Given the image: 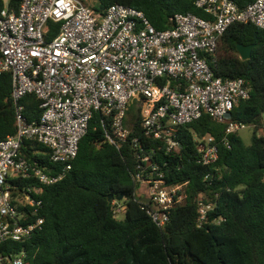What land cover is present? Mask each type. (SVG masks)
I'll return each instance as SVG.
<instances>
[{
  "label": "built area",
  "instance_id": "1",
  "mask_svg": "<svg viewBox=\"0 0 264 264\" xmlns=\"http://www.w3.org/2000/svg\"><path fill=\"white\" fill-rule=\"evenodd\" d=\"M193 2L205 16L178 12L166 29H157L142 10L121 3L100 11L82 0H21L15 12L4 2L0 76L11 73L17 130L0 139V244L25 242L43 228L42 186L58 182L72 167L95 112L101 113L104 124L110 117L106 137L117 145L132 133L125 111L132 99L137 100L144 136L162 142L167 154L183 148L177 128L203 113L226 124L221 143L228 147L229 134L246 127L231 120V112L249 98L250 87L242 77L216 75L213 65L219 39L231 24L264 28V0L244 8L233 0ZM50 21L59 23V29L47 39ZM31 92L40 99L42 113L29 122L20 100ZM195 139L198 161L214 164L219 158L217 139L212 135ZM28 140L49 148V161L61 165L56 173L23 154ZM139 141V136L132 137L136 148ZM144 148L135 178L140 190L146 185L143 195L153 203L147 212L164 226L171 208L185 195L178 193L180 184L167 183L154 159L156 146ZM16 176L36 183L18 189L10 182ZM113 203L116 215L125 209L118 199ZM215 205L200 195L199 226ZM26 256L25 250L0 253V261L27 264Z\"/></svg>",
  "mask_w": 264,
  "mask_h": 264
},
{
  "label": "trees",
  "instance_id": "2",
  "mask_svg": "<svg viewBox=\"0 0 264 264\" xmlns=\"http://www.w3.org/2000/svg\"><path fill=\"white\" fill-rule=\"evenodd\" d=\"M20 1L9 0L8 6L17 12ZM82 1L100 11L113 3L135 7L157 29L171 27L170 18L178 12L205 16L193 0ZM233 1L244 8L254 0ZM3 7L4 0H0V10ZM49 25L47 39L59 29V23L50 21ZM238 43H257L249 59L240 57ZM213 67L216 75L242 77L250 87L249 98L234 106L231 120L253 127L251 144H245L235 131L229 134L230 146L224 145L221 139L226 124L203 113L177 128L183 148L167 154L162 142L144 136L137 109L127 125L132 133L116 145L106 137L110 117L104 124L101 113L95 112L72 167L58 182L42 186L43 228L25 242L0 244V253L25 250L27 264H264V28L253 23L231 24L219 39ZM20 103L27 121L40 117L41 101L35 93L26 94ZM16 130L12 77L7 72L0 76V139ZM208 135L219 144V158L212 165L198 161L195 139ZM134 136H139L137 148L132 143ZM152 146L157 148L154 159L167 183L180 184L178 193L185 195L171 208L164 226H158L147 212L153 203L143 198L140 181L135 178L142 147ZM22 152L53 173L61 167L49 161V148L36 141H26ZM207 174L210 177L206 179ZM10 182L21 189L36 180L16 176ZM110 194L114 198L124 195L119 200L125 205L123 219L116 215ZM201 194L216 205L199 226Z\"/></svg>",
  "mask_w": 264,
  "mask_h": 264
},
{
  "label": "rangeland",
  "instance_id": "3",
  "mask_svg": "<svg viewBox=\"0 0 264 264\" xmlns=\"http://www.w3.org/2000/svg\"><path fill=\"white\" fill-rule=\"evenodd\" d=\"M8 1L9 0H4L5 3H8ZM136 110H137V100L132 99L129 102V104H128L127 108H126V111H125V124H126V126L133 121L134 116H135L134 113L136 112ZM253 132H254V129L251 126L243 127L242 129H240L238 131V133L241 136L242 140L247 145L251 144V142H252ZM141 188H142L141 191H143V189L146 188V185L143 184L141 186ZM125 215L126 214H125V212L123 210L118 213V217L120 219H123L125 217Z\"/></svg>",
  "mask_w": 264,
  "mask_h": 264
},
{
  "label": "water",
  "instance_id": "4",
  "mask_svg": "<svg viewBox=\"0 0 264 264\" xmlns=\"http://www.w3.org/2000/svg\"><path fill=\"white\" fill-rule=\"evenodd\" d=\"M257 45V43H253V44H248V45H245V44H242V43H238L237 44V51L240 55V57L242 59H249L252 55V49ZM126 197H129V195H127ZM108 198L109 200H112V199H118V200H121L122 198H124V195L121 194L119 196H115L114 198V195L113 194H110L108 195ZM143 198H144V195H143ZM146 201H149V199H145Z\"/></svg>",
  "mask_w": 264,
  "mask_h": 264
}]
</instances>
